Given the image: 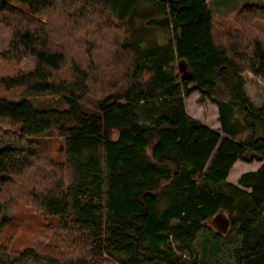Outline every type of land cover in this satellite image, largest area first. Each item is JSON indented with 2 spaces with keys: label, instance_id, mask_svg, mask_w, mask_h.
<instances>
[{
  "label": "trees",
  "instance_id": "1",
  "mask_svg": "<svg viewBox=\"0 0 264 264\" xmlns=\"http://www.w3.org/2000/svg\"><path fill=\"white\" fill-rule=\"evenodd\" d=\"M139 2L162 12L148 25L170 38L137 57L122 22ZM100 23L88 38H104L108 25L117 37L100 72L110 74L101 80L106 92L87 106L99 75L94 57L86 48L84 67L67 64L65 51L77 29ZM0 25L10 35L0 61L17 69L34 59L31 72L0 79L5 92L23 88L33 98H0V213L19 200L42 219L56 218L42 230L44 251L17 248L11 237L0 243V264H207L235 228L237 201L216 190L223 184L247 200L228 255L234 264H264V227L254 231L264 224V104L250 103L242 78L248 72L264 83V6H243L230 31L214 26L207 0H0ZM180 62L190 80L162 68ZM194 92L215 105L219 129L187 115ZM38 98L47 105L34 104ZM158 100L163 110L143 124L138 111ZM237 111L251 133L246 143L235 139ZM45 136L62 140L59 162ZM238 161L259 168L236 186L227 178ZM218 213L230 220L225 235L207 226ZM8 225L0 220V232Z\"/></svg>",
  "mask_w": 264,
  "mask_h": 264
},
{
  "label": "rangeland",
  "instance_id": "2",
  "mask_svg": "<svg viewBox=\"0 0 264 264\" xmlns=\"http://www.w3.org/2000/svg\"><path fill=\"white\" fill-rule=\"evenodd\" d=\"M207 4L212 12V21L214 26L218 29L228 28L231 31L235 28V16L243 6L250 4L253 6H264V0H207ZM162 16V12L153 3L139 2L135 6L131 16L126 21L122 22L124 27L123 40L125 43L130 44L135 48L138 47L137 57H140V55L143 53L142 51H145L147 49L150 53L152 51H159L167 47L169 43L170 32L165 29L160 30L151 25H148L149 22L153 20L162 19ZM100 25L101 23L89 29V31L86 30V28L82 30L77 29V32L74 34V36H72L70 45L67 46L65 51L66 55L68 56L67 64H69V62L78 61L79 64L84 67V65H86V48L90 49V52L94 57L93 60L95 61L99 75H94L91 77L92 79L90 80V89L92 93L91 96L88 97L84 102L87 106L93 105L97 97H100L106 92L103 85H101V80H105L102 78H107L110 74L103 76L102 74H100V72L101 70L103 71L102 68L105 61H108V57H106V53L109 50L108 45H113L114 43H116L114 39L117 37L116 31L110 28L111 25H108V27H103L100 30L102 33H104V38L96 37L93 35L88 38V34L96 33L98 31L97 28ZM9 37V32L0 25V52L6 49ZM86 39L88 41L91 40V46H84L83 43L86 42ZM93 49H96V51H93ZM149 63L150 62H147V64ZM33 68V58L23 59L17 69H14L8 66L6 63L0 61V79L13 77L18 72L28 73L31 72ZM162 68L165 71H168L169 68H173L175 69V72L179 74L177 63H170L166 66L164 65ZM118 70L119 69L115 70L116 78L119 75L117 74ZM65 74L66 72L64 70V75ZM64 75H62V77ZM242 78L244 80L245 95L255 108H260L264 104V83L260 79L254 78L248 72L242 74ZM103 83H105V81ZM0 98H6L11 101H17L20 99H33L31 94L23 88H17L9 92H5L4 90L0 89ZM47 101L48 100L44 98H38L34 99L33 103L47 105ZM161 101L159 102L158 100V103L160 104L155 101L154 103H157V105L154 103H150L148 106L149 108H141L140 111H138L140 121L143 124H148L151 122L154 114L156 115L157 108H160L161 111L163 110L164 105L161 104L163 102ZM185 110L189 117L212 129H219L217 108L207 99L201 101L198 93L194 92L186 99ZM233 123L236 132L235 139L242 143L248 142L249 138H251V133L248 130L242 128L241 116L238 111L235 115ZM44 141L46 145V151L50 153L49 157L52 158L51 160L59 162L62 159L61 153H59V148L62 145V140L53 136H45ZM258 168L259 164L256 162L249 164L238 161L232 167L227 178V182L237 186V180L242 174L256 171ZM45 170L48 171L47 168H45ZM216 190L227 192L236 198L237 202L234 215L235 228L231 233L226 235L224 234L226 241L225 246L222 248V250L217 252L215 257L213 255L211 259H208L207 264H210L214 261L216 262V264H234L228 253L230 249H232L239 243V238L236 234L237 224L239 223V219L243 214L242 209L246 205L247 200L243 198V196L235 195L231 190H228L226 184L216 187ZM3 219L5 221H8L10 225H8L7 231L3 230V232H0V243L12 237L14 241L13 246H16L17 248L35 245L37 246V250L42 249L44 251L45 247H48L45 246L48 239L46 238L47 235L43 233L42 230L46 229V227L48 226L47 223L50 219L55 220L56 218L47 217L45 219H42L37 214H32L28 208L24 207V203L18 200L14 201L9 205V207L2 210V212L0 213V220ZM207 226L210 227L208 224ZM263 227V221H259L254 231L256 233H259L262 231ZM206 236L207 234L204 233L203 237ZM201 237L195 244V246L200 251L203 241ZM27 264L43 263L30 261Z\"/></svg>",
  "mask_w": 264,
  "mask_h": 264
},
{
  "label": "water",
  "instance_id": "3",
  "mask_svg": "<svg viewBox=\"0 0 264 264\" xmlns=\"http://www.w3.org/2000/svg\"><path fill=\"white\" fill-rule=\"evenodd\" d=\"M178 71L181 73L180 80H190L192 74L187 70L185 63H178ZM208 225L219 234H226L230 227V220L224 213L216 214L209 222Z\"/></svg>",
  "mask_w": 264,
  "mask_h": 264
},
{
  "label": "flooded vegetation",
  "instance_id": "4",
  "mask_svg": "<svg viewBox=\"0 0 264 264\" xmlns=\"http://www.w3.org/2000/svg\"><path fill=\"white\" fill-rule=\"evenodd\" d=\"M179 72V71H178ZM181 75V73L179 72V76Z\"/></svg>",
  "mask_w": 264,
  "mask_h": 264
}]
</instances>
